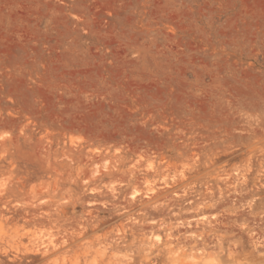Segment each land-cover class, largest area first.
I'll use <instances>...</instances> for the list:
<instances>
[{"label":"rangeland","instance_id":"374dc122","mask_svg":"<svg viewBox=\"0 0 264 264\" xmlns=\"http://www.w3.org/2000/svg\"><path fill=\"white\" fill-rule=\"evenodd\" d=\"M0 264H264V0H0Z\"/></svg>","mask_w":264,"mask_h":264},{"label":"bare ground","instance_id":"6f19581e","mask_svg":"<svg viewBox=\"0 0 264 264\" xmlns=\"http://www.w3.org/2000/svg\"><path fill=\"white\" fill-rule=\"evenodd\" d=\"M258 255V254H257ZM252 256H253V254H252ZM254 257H256V255H254Z\"/></svg>","mask_w":264,"mask_h":264}]
</instances>
